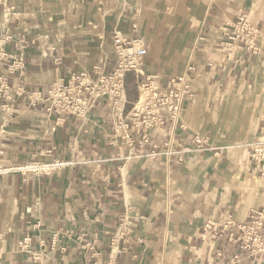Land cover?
Instances as JSON below:
<instances>
[{"label":"crops","instance_id":"1","mask_svg":"<svg viewBox=\"0 0 264 264\" xmlns=\"http://www.w3.org/2000/svg\"><path fill=\"white\" fill-rule=\"evenodd\" d=\"M254 2L0 0V80L17 90L111 72L115 30L148 49L144 74H126L131 99L144 75L165 90L189 78L180 118L137 127L125 107L121 133L112 101L81 118L25 94L0 98V264H264L236 226L264 207V0ZM243 16L261 54L221 46ZM29 162L47 166L15 170ZM208 221L234 225L213 235Z\"/></svg>","mask_w":264,"mask_h":264},{"label":"built area","instance_id":"2","mask_svg":"<svg viewBox=\"0 0 264 264\" xmlns=\"http://www.w3.org/2000/svg\"><path fill=\"white\" fill-rule=\"evenodd\" d=\"M222 35L226 39L222 44L224 48L235 46L238 51H246L250 56L262 51V46L259 44L260 30L250 24L246 16L237 22L229 23L223 29ZM113 44L118 62L111 72L96 67L95 77L75 73L67 82L53 83L47 89L34 91H24L19 88L17 90L13 80L3 78L0 80V98L7 92L17 95L25 94L31 103L44 104L43 109H46L49 115H73L81 118L87 117L100 100L112 101L116 106L120 99V88L125 86L127 72L135 71L137 74H144L143 67L148 49L144 45L136 46L131 39L125 38L117 30L114 31ZM24 63V59L19 58L13 63V67L23 68ZM190 72L196 77L199 72L197 65L190 66ZM188 81L189 78L186 76L172 78L170 88L165 90L160 84L159 77L144 75L141 86L151 90L152 96L145 109H137L132 113V117L136 118L134 124L137 127L157 129L165 125L167 119L175 121L180 118L183 115V97L187 93ZM117 117L120 126L127 127L128 123L121 119L122 114L117 113ZM197 141L200 142L198 138ZM52 149L48 153H51ZM263 224L264 207L255 211L248 222L235 224L241 231L243 250L251 249V253H264V235L260 233ZM232 225L234 223L228 221L223 226L217 227L213 222L208 221L204 229L216 235L220 230L228 229ZM34 256L39 258V254Z\"/></svg>","mask_w":264,"mask_h":264},{"label":"bare ground","instance_id":"3","mask_svg":"<svg viewBox=\"0 0 264 264\" xmlns=\"http://www.w3.org/2000/svg\"><path fill=\"white\" fill-rule=\"evenodd\" d=\"M255 2H256V0H255ZM254 2V3H255ZM243 17H245V16H243ZM242 18V17H241ZM240 18V19H241ZM239 19V20H240ZM247 19V18H246ZM238 20V21H239ZM248 21V20H247ZM249 22V21H248ZM137 23H138V21H137ZM250 23V22H249ZM251 24V23H250ZM225 38H224V40L221 42V46H222V48H224L223 47V43L225 42ZM46 42V41H45ZM140 42V41H139ZM138 42V43H139ZM103 44V43H102ZM136 46H139L140 45V43L139 44H135ZM92 47V46H91ZM75 49L78 51V53H82L83 51H84V46H82L81 44L79 45V46H77V47H75ZM224 49H227L228 51H235L237 48L235 47V46H231V47H227V48H224ZM259 54H261V52L259 53ZM133 72H135V71H133ZM77 73V72H76ZM75 74V73H74ZM80 74V73H79ZM82 74V73H81ZM61 83H63V81L61 82ZM53 84V83H52ZM52 84H50V85H52ZM57 84H59V83H57ZM50 85H48V86H50ZM122 88V89H121ZM120 88V92H119V95H120V99L118 100V101H120L121 100V91H122V96H123V98H124V100L125 99H127L126 98V93L127 92H125V86L124 87H121ZM151 90H146V89H143L142 90V92H141V95L139 96V101H138V103H137V106H140V107H143L146 103H147V101L149 100V98H150V96H151ZM187 96H189V94H187ZM184 100V99H183ZM118 101H117V104H118ZM123 102V101H122ZM127 101H124L123 103H124V105H125V103H126ZM140 107H136V106H134V110H132V113L133 112H135L137 109H141ZM146 107V106H145ZM125 108V107H124ZM124 108L122 107L121 108V110H119V108H118V105L116 106V112L118 113V114H122L123 115V111H124ZM196 108V107H195ZM145 109V108H144ZM45 111H46V109H45ZM132 113H131V116H132ZM250 114H251V111H250ZM251 116H252V114H251ZM253 117V116H252ZM259 116L258 115H255L254 116V120H256L257 118H258ZM120 125V124H119ZM121 128H123L124 130H126L127 129V127H124L123 125L122 126H120ZM162 127V126H161ZM161 127H158V128H161ZM197 138L199 139V137H196V141H197ZM264 138V137H263ZM262 139V138H261ZM128 139H126V141H127ZM200 140V139H199ZM198 142V141H197ZM200 142H201V140H200ZM199 142V143H200ZM261 142V141H260ZM263 142V141H262ZM66 163V162H65ZM50 165V164H49ZM47 166V164L46 163H44V162H39V163H37V162H29V164L27 165H23V166H21V165H18L16 168H15V170H24V171H37V170H41V169H43V168H45ZM4 172H8L9 170H14V169H9V168H6V169H2ZM251 180H253L254 182H257V183H259V179H258V177H254L253 175H249L248 176V179H247V182H248V184H250V182H251ZM238 228V227H237ZM239 229V228H238Z\"/></svg>","mask_w":264,"mask_h":264},{"label":"rangeland","instance_id":"4","mask_svg":"<svg viewBox=\"0 0 264 264\" xmlns=\"http://www.w3.org/2000/svg\"><path fill=\"white\" fill-rule=\"evenodd\" d=\"M76 52H78L76 49H74ZM82 53H84V51L82 52ZM81 53V54H82ZM128 73V72H127ZM128 84V83H127ZM122 89V88H121ZM125 89V92H127L126 93V98L127 99H125L124 100V98H123V96H122V91H121V100L120 101H118V108H119V110H121V108L123 107H133V106H136V107H140V106H137V103H138V101H139V96L141 95V92H142V90L144 89L143 88V86H141V84H140V88L138 87V89H137V99H131L130 98V96H129V94H128V91H127V89L126 88H124ZM151 96H152V94H151ZM150 96V97H151ZM124 101H127L126 103H125V105H124V103L123 102ZM137 102V103H136ZM147 103H148V101H147ZM147 103L143 106V107H140L141 109H144L145 108V106L147 105ZM121 127L119 126V132L121 133L122 131H121V129H120ZM204 137V136H203ZM262 138V139H261ZM262 142V141H264V138L261 136H259V137H257L256 138V140H255V142ZM1 147H2V145L0 144V151H1ZM255 148H258L259 149V151H260V153H262V149H261V147H260V145H257V146H255ZM37 163H39V162H37ZM25 165L27 164H29V163H24ZM24 164H19V165H21V166H23ZM31 172V171H30ZM260 180H259V183H255V186H257V188H258V186H260Z\"/></svg>","mask_w":264,"mask_h":264}]
</instances>
